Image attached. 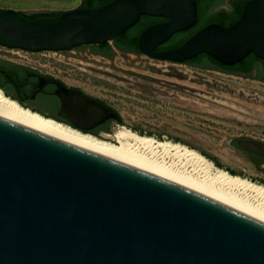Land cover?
Wrapping results in <instances>:
<instances>
[{
  "label": "water",
  "instance_id": "1",
  "mask_svg": "<svg viewBox=\"0 0 264 264\" xmlns=\"http://www.w3.org/2000/svg\"><path fill=\"white\" fill-rule=\"evenodd\" d=\"M46 13L0 8V46L39 52L98 45L150 16L165 19L138 36L139 52L150 59L183 63L206 54L232 66L251 53L264 60V0H247L228 26L207 24L181 46L161 51L156 47L196 24L194 0H111L54 18H27ZM48 83L53 81L40 78L24 98ZM55 85L57 117L65 122L52 120L80 131L108 119L122 122L105 104ZM235 145L264 157V143L238 139ZM242 162L264 177L244 156ZM0 264H264V224L0 118Z\"/></svg>",
  "mask_w": 264,
  "mask_h": 264
},
{
  "label": "rangeland",
  "instance_id": "2",
  "mask_svg": "<svg viewBox=\"0 0 264 264\" xmlns=\"http://www.w3.org/2000/svg\"><path fill=\"white\" fill-rule=\"evenodd\" d=\"M80 2L0 0V8L67 12ZM0 58L57 79L115 110L122 123H111L107 135L125 127L139 136L180 144L215 168L264 187V177L251 172L242 162L244 155L230 146L238 139L264 143V75L226 74L115 48L111 57H103L92 45L39 52L0 46Z\"/></svg>",
  "mask_w": 264,
  "mask_h": 264
},
{
  "label": "bare ground",
  "instance_id": "3",
  "mask_svg": "<svg viewBox=\"0 0 264 264\" xmlns=\"http://www.w3.org/2000/svg\"><path fill=\"white\" fill-rule=\"evenodd\" d=\"M0 118L184 187L264 224L263 186L215 168L185 146L139 136L125 127L103 136L115 141L114 145L32 112L1 89Z\"/></svg>",
  "mask_w": 264,
  "mask_h": 264
},
{
  "label": "flooded vegetation",
  "instance_id": "4",
  "mask_svg": "<svg viewBox=\"0 0 264 264\" xmlns=\"http://www.w3.org/2000/svg\"><path fill=\"white\" fill-rule=\"evenodd\" d=\"M100 1H104V0H100ZM194 1L197 5V13H198V5H199L202 11V15H204L206 19H210L213 16H218L223 20L224 18L240 14V12L242 11L241 5L242 3H245L247 0H194ZM160 22H163V20ZM260 63L261 61H256L254 68H252L248 72H243V73H245V75L248 74V76H253V77H256L259 74V76L262 75L263 77L264 73H263V69L260 67ZM24 67L25 66L17 64L15 62L0 58V84H3L4 90L9 94V97L16 100L20 105L24 107H29L30 109L37 111L38 113H40L45 117H50L65 122L63 119L57 117V112L60 109L61 102L54 93L56 90L55 83H61L65 88L70 90H75V89L68 88L65 83L57 79H54L52 77L44 76L38 73L37 71L31 70L29 68L28 70H24ZM8 77H9L8 79L9 83H6L5 80ZM40 78L51 80L53 81V83L45 84L41 88V90L35 94L33 98L30 99L24 98V95L26 93H31L35 89V87L39 84ZM14 79L18 81L16 84L12 83ZM22 82H24V85H21ZM82 94L85 95L84 93ZM114 122H115L114 120L108 119L99 126L91 130H81V131L94 136H100L101 133L110 131L109 125ZM230 146L233 147L238 153H242L246 158V160L252 166H254V168L258 172L264 175L263 156H259L249 152H244L241 148L236 147L235 144L234 145L230 144Z\"/></svg>",
  "mask_w": 264,
  "mask_h": 264
},
{
  "label": "trees",
  "instance_id": "5",
  "mask_svg": "<svg viewBox=\"0 0 264 264\" xmlns=\"http://www.w3.org/2000/svg\"><path fill=\"white\" fill-rule=\"evenodd\" d=\"M111 0H81L80 5L78 8H97L102 6L103 4L110 2ZM242 3V7H243ZM20 13V12H19ZM64 13L63 11L58 12H50L46 14H32L27 17L29 20H39V19H49L54 18ZM241 14V12H240ZM233 15L227 18H222L218 16H213L210 19H206L204 15H202L201 8L198 5V17L196 24L188 30L183 32L175 33L168 41L156 47L157 51L172 49L181 46L191 35H193L196 31L201 29L202 27L206 26L207 24L217 23L223 26H228L232 22H234L239 16ZM165 21L164 18L161 17H150V16H141L139 20L128 30H126L123 34L119 35L115 40L98 44L97 46H93L94 50L97 54L103 57H111L113 55L114 48L126 52V53H133V54H141L138 49L137 40L139 34L148 26L160 22ZM256 61H261L260 67L263 69L264 73V60H260L259 58L255 57L253 54H249L247 57L242 59L240 62L233 64L232 66H225L218 62H216L211 57L207 56L206 54L198 55L194 58L188 59L183 62L188 66L199 68V69H211L217 70L219 72H223L226 74H233V75H240L241 72H248L252 68H254ZM24 70H28L27 67H24ZM248 76V74H246ZM259 76L257 75L256 78ZM9 77L6 78V83H9ZM18 81L14 79L12 83L16 84ZM24 85V82L21 83ZM0 89L3 90L5 94L9 96V94L4 90L3 84H0ZM21 95V94H20ZM122 123V122H120Z\"/></svg>",
  "mask_w": 264,
  "mask_h": 264
}]
</instances>
